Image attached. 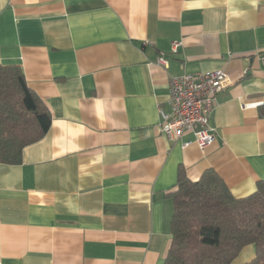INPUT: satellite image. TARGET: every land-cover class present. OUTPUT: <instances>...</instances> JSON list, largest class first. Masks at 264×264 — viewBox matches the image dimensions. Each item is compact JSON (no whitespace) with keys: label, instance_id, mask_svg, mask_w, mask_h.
Returning a JSON list of instances; mask_svg holds the SVG:
<instances>
[{"label":"crops","instance_id":"1","mask_svg":"<svg viewBox=\"0 0 264 264\" xmlns=\"http://www.w3.org/2000/svg\"><path fill=\"white\" fill-rule=\"evenodd\" d=\"M0 64L52 114L21 163L0 162V264H164L180 168L238 198L264 179V0H0ZM214 69L231 81L215 141L168 139L170 77Z\"/></svg>","mask_w":264,"mask_h":264},{"label":"trees","instance_id":"2","mask_svg":"<svg viewBox=\"0 0 264 264\" xmlns=\"http://www.w3.org/2000/svg\"><path fill=\"white\" fill-rule=\"evenodd\" d=\"M52 114L18 65L0 64V162H22L24 148L45 136ZM172 243L164 264H231L247 244L264 264V179L235 197L213 169L193 181L180 168L173 193Z\"/></svg>","mask_w":264,"mask_h":264},{"label":"built area","instance_id":"3","mask_svg":"<svg viewBox=\"0 0 264 264\" xmlns=\"http://www.w3.org/2000/svg\"><path fill=\"white\" fill-rule=\"evenodd\" d=\"M180 43L175 42L173 52ZM157 62L165 64V56ZM231 83L223 69L200 72H186L169 79L167 104L169 109L160 106L162 122L160 129L170 140L193 133L201 149L207 148L216 139V129L211 124V115L217 95ZM186 142L185 144H189Z\"/></svg>","mask_w":264,"mask_h":264}]
</instances>
